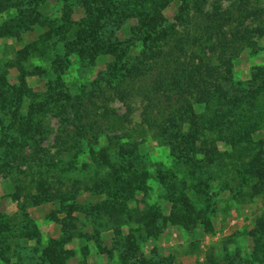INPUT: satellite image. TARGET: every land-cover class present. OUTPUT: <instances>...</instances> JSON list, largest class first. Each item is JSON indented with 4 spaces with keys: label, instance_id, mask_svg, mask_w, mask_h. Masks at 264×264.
Masks as SVG:
<instances>
[{
    "label": "rangeland",
    "instance_id": "obj_1",
    "mask_svg": "<svg viewBox=\"0 0 264 264\" xmlns=\"http://www.w3.org/2000/svg\"><path fill=\"white\" fill-rule=\"evenodd\" d=\"M161 1L0 0V100L7 98L0 102V245L7 261L0 264H264V257L257 262L264 254V181L256 194L252 187L256 168L264 171V121L250 145L236 147L208 131L200 130V140L182 138L175 126L183 105L206 114L189 88L194 58L216 64L217 51L206 44L216 47L219 37L199 32L206 15L244 12L241 23L221 25L227 39L234 30L255 31L245 44L225 40L237 53L232 80L242 89L262 83L264 0H170L155 8ZM145 12L157 27L142 24ZM93 23L98 30L77 41ZM91 45H114L122 56L94 54ZM21 76L25 92L17 102ZM28 127L39 131L21 138ZM188 128L184 123L182 133ZM65 129L81 135L71 140L78 151L69 170L55 140ZM206 149L222 155L209 162ZM187 159L204 174H191ZM198 179L207 189L191 190ZM181 196L191 207L175 202ZM65 223L70 241L43 258L42 249L65 235Z\"/></svg>",
    "mask_w": 264,
    "mask_h": 264
},
{
    "label": "trees",
    "instance_id": "obj_2",
    "mask_svg": "<svg viewBox=\"0 0 264 264\" xmlns=\"http://www.w3.org/2000/svg\"><path fill=\"white\" fill-rule=\"evenodd\" d=\"M41 1V0H40ZM167 1L170 0H162L160 3H158V6L155 5V8H163ZM198 3V2H197ZM154 8V7H153ZM237 15H233L232 11H225V13H218L215 12V14L206 15L205 19L201 22V26L199 27V32L201 34V37L203 39H211L213 35L218 36L220 42L217 43V46L214 47L213 45L206 44V48H208L210 51L214 53V51H217L216 53V64L210 65L209 63H206L204 65L202 59L194 58V63H190V66L193 67V72L196 75L195 79L190 81L189 88L192 90V92L195 93V99L194 102L205 106V112L198 114L193 110L190 106H185L181 108L182 111L178 113V121L179 123H176V128L178 134L182 138L191 137L194 140H200L202 137L206 135V131H208L212 136V138H215L216 141L225 142L226 144L231 145L232 147H236L238 144L242 145H250L252 143L251 141V134L256 129L259 128L260 124L264 121V101L261 100L262 94L264 91V76L259 79L262 81L258 86L251 87L248 89H242L239 87L238 82H233L232 80V60L236 57V51L231 47L230 43H227L225 40H230L235 42H240L241 44L247 43V39L251 36H254L255 31H252L251 29L244 28L242 30H234L230 33V38H225V33L221 29V25L227 20H233L238 23H241L240 19H243L245 16L244 12L240 9H237ZM120 12V11H119ZM122 12V11H121ZM64 15L67 16L70 13L69 9H64L63 11ZM90 13V11H89ZM31 14V13H30ZM28 14V17L29 15ZM142 16L144 17L142 19V24L147 25L149 28L157 27L156 20L154 16L148 15L147 12L143 13ZM220 25V26H219ZM61 29V28H60ZM98 30L97 26L93 23L92 25L89 24L88 27H85V29L79 31L77 33V41L80 43L86 42L90 38V34H94ZM90 32V34H89ZM64 33H62L63 35ZM159 34V33H158ZM150 35H147L143 39V42L146 43V41L149 39ZM76 40L70 41L68 43L70 46L71 44H76ZM233 43V44H234ZM84 45V44H83ZM81 45V46H83ZM68 46V45H67ZM201 46V45H200ZM90 50L94 52V54H110L115 59L120 60L122 54L119 53V50L117 51L116 47L114 45H108L106 48L101 49L99 46L91 45ZM217 49V50H216ZM83 51H85V47H83ZM124 53V52H123ZM201 68H203V72L201 71ZM182 73H184V69H180ZM178 71V70H177ZM181 73V72H180ZM177 82L181 83V81H184L185 77L183 78L181 74H177ZM3 80V78H2ZM176 80V79H175ZM20 88L15 90V95L13 100L17 102H21L23 98V94L25 91V83L23 76L20 77ZM257 79H254L252 82H257ZM185 82V81H184ZM7 98H3L0 100L1 104L5 103ZM66 111H64L65 113ZM66 116V114H64ZM204 119H206L204 121ZM143 121L148 125L150 124L151 118L148 115L147 110L145 109V112L143 114ZM184 123L189 124L188 132L189 133H182L181 127ZM73 128H76L73 127ZM190 128H193L195 130L194 132L191 131ZM207 129V130H206ZM200 130H202V135L200 136ZM38 128H27L25 131H22L20 133L21 138L24 136H28L29 133L38 132ZM74 136H78L81 138V135L77 134V131L74 130H60L59 134L56 136V144L57 146H60L64 148V152L67 153L69 156V159L66 163L67 170L70 168H73V162L74 159H71L72 156L77 154L78 149H75L78 146V142H72V138ZM15 143V141H14ZM186 151V148H183L181 150ZM205 156H207V159L209 162L214 161V159L219 160L221 156L216 155L222 153L216 152L215 154L211 152V150L206 149L202 151ZM241 154L244 156L247 151L244 149L240 151ZM185 153V152H183ZM214 155V156H212ZM241 155V156H242ZM21 156V155H20ZM218 156V157H217ZM22 157V156H21ZM21 157H17L18 161H15L17 166H20V163L23 161L21 160ZM21 158V159H20ZM21 160V161H20ZM24 160V159H23ZM189 162V171L191 174L198 173L199 175L204 174L202 167L199 165ZM207 165V163H205ZM255 175V184L253 187V192H258L260 190L261 185L264 181V171H262V168H256V171L254 173ZM144 176H147L146 173H144L141 177L146 178ZM164 178V177H163ZM159 180L162 181V177H159ZM196 180V179H195ZM102 184L107 183V178H103L101 180ZM50 184V183H49ZM127 184V183H126ZM40 187H42V183H39ZM163 185H166L163 181ZM45 186V185H44ZM208 185L203 184L201 180L198 179V181H195L192 185L191 190H195V192H201L203 189H207ZM256 194V193H255ZM175 202L179 206L185 207H191V204L188 202L187 198L185 196L177 197L175 199ZM75 206V205H74ZM154 212L151 213L152 218L156 219L158 218L159 213L157 210H153ZM187 213L190 215V211L187 210ZM72 218L71 216H69ZM74 219V218H73ZM72 219V220H73ZM68 224H62V231H63V237L59 238L58 240H54L49 242V244L42 249V256L43 258H46L49 254H53L56 252L61 251V246L68 243L70 241L69 235L66 236L68 233ZM261 228H264V225H261ZM119 232H117L118 234ZM130 244H133V240L129 241ZM0 244H1V238H0ZM264 254H262L261 258L257 259V262L261 261ZM0 260L7 261V259L2 255L1 252V245H0Z\"/></svg>",
    "mask_w": 264,
    "mask_h": 264
}]
</instances>
